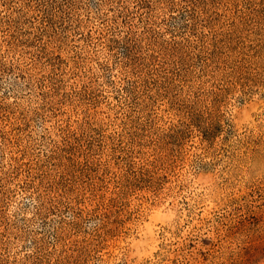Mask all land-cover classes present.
<instances>
[{
  "label": "rangeland",
  "instance_id": "obj_1",
  "mask_svg": "<svg viewBox=\"0 0 264 264\" xmlns=\"http://www.w3.org/2000/svg\"><path fill=\"white\" fill-rule=\"evenodd\" d=\"M0 264H264V0H0Z\"/></svg>",
  "mask_w": 264,
  "mask_h": 264
}]
</instances>
